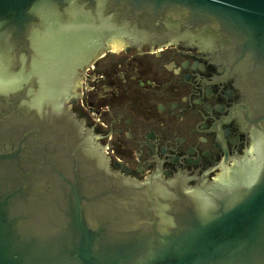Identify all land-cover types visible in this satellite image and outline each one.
<instances>
[{"label": "flooded vegetation", "instance_id": "obj_1", "mask_svg": "<svg viewBox=\"0 0 264 264\" xmlns=\"http://www.w3.org/2000/svg\"><path fill=\"white\" fill-rule=\"evenodd\" d=\"M115 3L66 6L85 20L48 40L63 49L49 63L80 50L64 72L62 106L102 155V215L118 209L162 235L204 223L235 205L259 173L264 64L211 17ZM164 216L170 225L157 222Z\"/></svg>", "mask_w": 264, "mask_h": 264}, {"label": "water", "instance_id": "obj_2", "mask_svg": "<svg viewBox=\"0 0 264 264\" xmlns=\"http://www.w3.org/2000/svg\"><path fill=\"white\" fill-rule=\"evenodd\" d=\"M85 1L0 0V56L24 46L31 72H38L35 94L45 101L38 115L22 106L23 92L0 97V264H264V156L241 199L204 223L165 227L162 235L118 209L102 215L105 203L95 191L102 155L62 106L64 72L80 50L64 49L67 57L52 63L48 57L63 50L48 40L69 37L72 30L63 27L85 20L66 15V6ZM115 2L211 17L244 38V49L264 64V0ZM167 219L157 222L168 226Z\"/></svg>", "mask_w": 264, "mask_h": 264}, {"label": "clouds", "instance_id": "obj_3", "mask_svg": "<svg viewBox=\"0 0 264 264\" xmlns=\"http://www.w3.org/2000/svg\"><path fill=\"white\" fill-rule=\"evenodd\" d=\"M33 79L27 53L21 51L11 58L0 56V97L9 98L23 92L25 98L21 100L22 106L40 115L45 101L35 94L38 84L33 88Z\"/></svg>", "mask_w": 264, "mask_h": 264}]
</instances>
